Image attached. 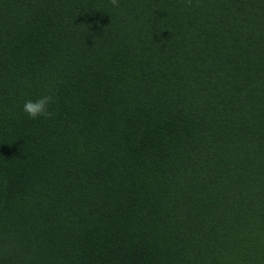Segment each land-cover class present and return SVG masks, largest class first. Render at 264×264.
<instances>
[{"label":"trees","instance_id":"16d2710c","mask_svg":"<svg viewBox=\"0 0 264 264\" xmlns=\"http://www.w3.org/2000/svg\"><path fill=\"white\" fill-rule=\"evenodd\" d=\"M0 264H264V0H0Z\"/></svg>","mask_w":264,"mask_h":264},{"label":"clouds","instance_id":"9594fccd","mask_svg":"<svg viewBox=\"0 0 264 264\" xmlns=\"http://www.w3.org/2000/svg\"><path fill=\"white\" fill-rule=\"evenodd\" d=\"M110 3L114 7H119V0H110ZM52 102V97L49 95H43L36 100L28 99L23 104V112L31 119L50 118L52 113L49 111V105Z\"/></svg>","mask_w":264,"mask_h":264}]
</instances>
